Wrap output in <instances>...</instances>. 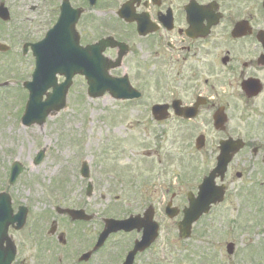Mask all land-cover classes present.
Segmentation results:
<instances>
[{"label":"flooded vegetation","instance_id":"flooded-vegetation-1","mask_svg":"<svg viewBox=\"0 0 264 264\" xmlns=\"http://www.w3.org/2000/svg\"><path fill=\"white\" fill-rule=\"evenodd\" d=\"M62 1L36 4V42L57 21ZM69 1L82 10L75 25L80 46L108 40L102 55L117 64L110 74L128 76L142 93L134 112L145 104L153 138L179 147L180 168L195 177L194 191L213 176L223 195L211 211L230 215L223 237L213 242L235 243L230 256L239 260L248 256L240 244H253L259 253L254 264H264V0ZM73 80L84 84L87 77L78 73ZM176 198L173 193L163 205L185 207L174 204ZM90 221L56 211L36 243L22 247L31 251L18 250L14 264H124L134 230L111 233L96 247L102 229H91ZM161 258L164 253L149 249L130 264H167Z\"/></svg>","mask_w":264,"mask_h":264},{"label":"rangeland","instance_id":"rangeland-1","mask_svg":"<svg viewBox=\"0 0 264 264\" xmlns=\"http://www.w3.org/2000/svg\"><path fill=\"white\" fill-rule=\"evenodd\" d=\"M4 1L12 12V20L0 25V42L11 46V53L20 54L27 36H30L27 41L38 37L40 24L35 6L40 0ZM30 56H23L22 60L18 55L16 58L10 57V53H0V86L5 78L13 79V83L0 89L3 90L0 93V189H6L15 206H32L35 213L31 216L32 225L39 219L38 227L45 228L46 212L55 205L73 204L70 198L82 203L88 180L80 174L81 161L90 166L89 181L95 185L86 200L89 210L97 214L90 223L92 228L101 216L119 214L122 207L128 212H140L150 203L163 202L170 196L165 192L167 186H171L172 191H181L177 184L180 181L177 164L167 163L164 170L153 165L159 153L166 154V148L161 149L160 142L153 138L148 115L141 110L143 103L134 112V103L115 100L108 94L88 97L85 89H81L85 84L83 87L77 82L68 93L66 107L49 116L43 126L19 124L26 100L23 83L31 72ZM41 148L46 149L44 158L35 164L34 157ZM169 148L177 152L175 157L180 155L178 146ZM14 161L23 165V171L14 184H9L4 180ZM188 190L192 189L182 188L183 195L179 198L185 201L184 194ZM221 213L222 217L211 213L203 218L194 236L186 240L178 236L176 219L166 220L153 251L167 253L169 257L163 259L167 264H175L174 260H178V264L235 262L237 259L226 252L219 258L220 252L216 253L217 248L213 246V240L223 237L230 221L228 213ZM26 230L16 234L17 238H25ZM205 231V235L200 236ZM220 248L223 250L225 246ZM240 250L241 254L248 255L241 257L240 264H253L249 256H259L253 245H241Z\"/></svg>","mask_w":264,"mask_h":264},{"label":"water","instance_id":"water-1","mask_svg":"<svg viewBox=\"0 0 264 264\" xmlns=\"http://www.w3.org/2000/svg\"><path fill=\"white\" fill-rule=\"evenodd\" d=\"M49 62H37V69L33 75V81L30 83H27V87L30 89V97L29 101L27 103L26 107V113L24 116V121L27 124H31L33 122L43 123L45 121L46 116L51 111H58L60 108H62L65 104V96L66 92L69 86V80H67L65 83L56 86L54 84V80H48L46 77V70L48 69ZM50 79V78H49ZM42 83V84H41ZM54 85V91L53 93L48 94V97L46 101L43 103L41 102L42 94L46 91V89ZM106 89H110L115 92L114 89H117L118 92L116 93L117 97H134V93L132 92V89L128 88L125 83H121L116 80H111L106 77L101 78L100 80H97L95 78H92V81L90 82V95L91 96H100L104 93ZM130 91V92H129ZM41 102V103H40ZM43 153L40 152L35 159L36 162L40 161L42 158ZM22 167L20 164H15L13 166L12 170V181L16 178L17 174L21 171ZM213 193L210 191H205L203 195V199L201 201H198L197 204H194L191 209L188 210L186 215V224H184V227L181 228V235L187 236L189 232V227L192 221H194L203 211H206V206L208 203H210L212 199ZM196 203V202H194ZM8 210V208L6 209ZM3 212L1 217L4 218L5 224L2 233L0 234V247H2L3 241L7 239L6 230H7V220L8 215H5ZM149 216H151L149 214ZM149 220V219H148ZM151 220V219H150ZM185 222V221H184ZM183 225V223H181ZM152 228V229H151ZM151 228L147 229V232H145L144 238L141 242H139L137 245L140 249L148 246L150 242L154 240V238L157 235V227L151 226ZM137 246L134 249V253L137 250Z\"/></svg>","mask_w":264,"mask_h":264}]
</instances>
